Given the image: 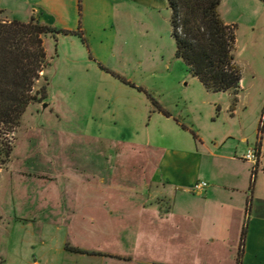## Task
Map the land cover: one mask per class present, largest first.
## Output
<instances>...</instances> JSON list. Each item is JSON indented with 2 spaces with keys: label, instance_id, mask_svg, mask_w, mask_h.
Here are the masks:
<instances>
[{
  "label": "rangeland",
  "instance_id": "rangeland-1",
  "mask_svg": "<svg viewBox=\"0 0 264 264\" xmlns=\"http://www.w3.org/2000/svg\"><path fill=\"white\" fill-rule=\"evenodd\" d=\"M107 1L80 0L71 24L75 33L45 36L48 93L28 107L14 133L0 130V142L12 139L14 149L0 165V264H29L25 260L43 248L52 258L69 239L169 264H237L244 226L239 231L240 212L233 207V218L197 220L187 245L170 241L173 221L162 235L149 229L150 220L157 224V201H166L163 214L170 209L152 175L159 155L175 149L193 154L187 165L207 175L201 181L208 185L213 182L205 166L212 159L204 155L206 148L236 157L225 162L215 157L219 169L252 166L241 157L259 140L264 145V0H221L219 7L237 29L235 55L242 72L237 101L230 92L207 90L176 56L168 0L139 6ZM117 74L148 90L169 115ZM44 84L40 77L33 89ZM165 164L168 157L163 171ZM253 183L254 208L247 211L264 213V149ZM74 206L80 209L68 224L65 211ZM123 233L131 237L120 238ZM247 255L243 264H264V235Z\"/></svg>",
  "mask_w": 264,
  "mask_h": 264
},
{
  "label": "trees",
  "instance_id": "trees-1",
  "mask_svg": "<svg viewBox=\"0 0 264 264\" xmlns=\"http://www.w3.org/2000/svg\"><path fill=\"white\" fill-rule=\"evenodd\" d=\"M171 9L172 35L176 41V56L183 59L205 88L213 92H230L234 100L242 90L241 67L235 51L237 29L226 22L219 12L221 0H168ZM75 31L41 23L36 18L28 22L0 20V130L14 133L28 107L48 93L49 77L45 36L70 35ZM117 76L125 83L145 92L159 109L169 115L153 95L142 86ZM43 77L41 89H33L35 81ZM262 125L260 126L259 134ZM261 156L262 140L257 143ZM12 139L0 142V165L13 153ZM258 164L252 169V182ZM254 184V183H253ZM251 204V201H249ZM247 225L242 230L237 264H243ZM68 249L83 253L70 246Z\"/></svg>",
  "mask_w": 264,
  "mask_h": 264
},
{
  "label": "crops",
  "instance_id": "crops-1",
  "mask_svg": "<svg viewBox=\"0 0 264 264\" xmlns=\"http://www.w3.org/2000/svg\"><path fill=\"white\" fill-rule=\"evenodd\" d=\"M109 1L115 5L134 3L138 6L146 4L149 1L151 2V0ZM79 2L80 0H0V17L3 20H19L23 22H28L32 18H36L43 24L71 30L74 28L71 25L73 23L72 21H75L78 16ZM203 145L206 147L205 144ZM263 149L264 145L261 148L259 162L263 159ZM206 151L209 153L204 152V155L208 154L212 160L209 163L207 162L205 167L210 170L211 173L208 177L213 183L211 185L209 184L201 193H195L191 190L196 182L205 180L207 175H201V172L194 173V168L187 165V158L193 154L182 149H175L169 152L166 150L161 153L162 155L159 153L160 165L157 164V169H155L152 175V180L157 184V189L160 190L158 193L168 197V207H170V209L168 213L163 214L161 211L164 209L163 203L166 201H157V224L155 220H150V222L153 223L149 224L151 227L149 229H153L155 235H162V233L165 232L164 229L168 228V226H166L168 222L173 221L174 227H176L175 235L171 234L170 241L187 245L188 241L186 240L187 242H185V238H187L190 234L192 235L190 230L194 227V223H196L197 220L199 221L200 219V221L202 220L204 223H209L212 218L216 220H223L226 217L233 218V216L230 215V210L236 209L240 212L238 218L239 231H241V227L245 224L244 220H248L245 251L243 256L244 263V261L248 259L247 251L250 252L252 250L256 237L258 235H264V213L262 208L260 207L261 209L255 214L248 212L249 208L250 210H253L254 208L252 198L257 190V185L252 182V169L254 164L251 163L252 166H249L247 170H236L230 164V166H228V164L224 163L225 165L221 166L219 169L213 160L215 157H220L224 160V162L226 160L233 161L236 157L228 154H217L211 152L208 148H206ZM197 153L200 156L198 162L201 168V164L203 166V152L199 150ZM208 155L206 156L208 157ZM167 157L168 164L163 166V171L161 163ZM218 173L224 174V176L219 180L215 179L217 178L216 175ZM191 192L198 196L191 198L188 194H186ZM250 192H252V195H250ZM204 194L205 196H203ZM231 194H236L238 197H236V199H232L231 196H229L228 199L227 195ZM249 201H251V204H249ZM63 204H65V202H63ZM126 204L130 205L128 201ZM184 204L188 206L186 207V210L183 212H177L178 210H176V206ZM194 206L197 207L196 210H199L196 211ZM79 209L80 207L78 206L66 209L65 212L68 213V224L72 222L74 216L79 212ZM91 219L93 220L94 216H92ZM131 235H134L133 231ZM131 235L123 233L120 238L127 239V237H131ZM44 243L45 241L43 240V244ZM238 244L240 245V242ZM68 245L79 248L84 252L81 253L72 251L68 249ZM60 256H63V260L65 257H71L72 259L71 263H65L62 260L61 264H105L114 263L115 260L120 261L121 263H138L141 261L148 264L155 262L169 264L159 261L152 256L142 257V255H137L133 251L117 252L100 247L82 245L78 242L75 243L70 239L62 241L60 248L56 249V253L52 258H50L48 250L43 248L37 253L34 252L32 254V260H25V263L57 264L58 257ZM98 261H100V263Z\"/></svg>",
  "mask_w": 264,
  "mask_h": 264
},
{
  "label": "built area",
  "instance_id": "built-area-1",
  "mask_svg": "<svg viewBox=\"0 0 264 264\" xmlns=\"http://www.w3.org/2000/svg\"><path fill=\"white\" fill-rule=\"evenodd\" d=\"M242 159L254 164V168L260 160V155L257 147L249 149L247 153L242 156ZM207 186L208 183L206 181H198L194 184L191 191L195 193H201Z\"/></svg>",
  "mask_w": 264,
  "mask_h": 264
}]
</instances>
